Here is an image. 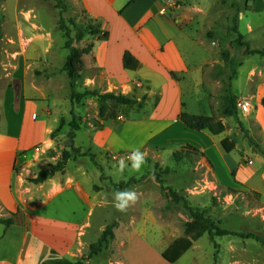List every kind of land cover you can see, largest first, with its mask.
I'll return each mask as SVG.
<instances>
[{
    "label": "rangeland",
    "instance_id": "374dc122",
    "mask_svg": "<svg viewBox=\"0 0 264 264\" xmlns=\"http://www.w3.org/2000/svg\"><path fill=\"white\" fill-rule=\"evenodd\" d=\"M251 2L174 1L175 5H189L185 6L188 7V29L193 34V40L201 44L207 53L203 82L198 89L199 95L193 96V99L206 98L205 103L210 110L208 114L225 121L227 130L215 134L208 129L185 132L187 126L184 124V130L177 131L172 136L173 140L160 145L152 142L140 150L147 153V161L140 172L130 171L131 161H127L129 168L123 173L117 170L120 159L126 158L132 151L119 155L104 149L98 153L87 150L88 154L79 151L66 163L70 173L80 170V167L87 171L86 175L80 172V178L88 189V197L94 201V223L88 233L91 243L97 240L109 222L117 220L114 235L107 237L97 253L89 255L88 248L83 256L84 264H123L124 255L134 257V264H161L160 256L153 251V245L159 240L167 245L171 264H264V180L252 187L241 180L238 173L239 164H247L251 158L262 170L264 164L258 161L256 153L263 158L264 155L249 143L237 120L224 113L230 87L236 94L238 111H248L238 102L247 103L242 93L246 92L250 83L247 79L250 69L264 64V53L251 52L264 47V11H251ZM195 7L198 10H194ZM78 29L83 30V38L77 42ZM101 32L102 28L93 16L83 10L78 0H0V66H3L0 70L5 72L8 68H14L11 63L17 59L12 55L25 50L39 58L41 63H45L47 57L51 62L47 69L53 73V81L48 82L47 87L51 94V106L60 116L59 125L52 136L54 146L46 152H33L31 160L40 161L41 157L52 156L49 160L55 163L61 158V151L70 147L68 131L71 109L75 111L76 122L80 125L94 119L100 122L105 116L126 115L124 104L102 101L95 95L71 100L73 89L79 92L84 90L74 86L75 80L72 82L64 69L70 54L69 46L76 47L74 52L78 53L76 56L81 72L83 56L92 49L95 36ZM89 46L91 48L84 53L83 49ZM44 49H49L50 53L44 54ZM24 66L22 64L20 68ZM34 70L36 74L48 71L37 67ZM10 81L14 82L15 79L11 77ZM91 96L95 98L90 100ZM101 106L104 107L103 115H100ZM192 109L196 113L203 111L197 106ZM250 135L255 141L259 138H255V132ZM75 140L82 145L87 143L83 132ZM188 143L199 150H189L188 155L176 160L175 153ZM226 143L232 149L226 148L235 159L233 165L237 164L227 170L221 158L214 160L210 155V149L215 156L222 154V146ZM219 148V152L215 151ZM57 153L59 156L55 157ZM160 167H170L172 171L163 178L162 183L152 173ZM35 168L41 170L46 167L42 164ZM38 172H28V179L34 182L32 178ZM255 181L257 183L258 179ZM166 186L175 188L188 198L191 204L211 217L216 227L225 232L215 234L212 241L206 222L194 220L182 202H173ZM123 189L134 190L139 197L126 213L117 212L112 206L113 193ZM7 216L11 214L7 213ZM2 228L0 224V231ZM129 230H138V236L144 238L152 248L147 251L135 246L125 253ZM138 236L131 238L133 246Z\"/></svg>",
    "mask_w": 264,
    "mask_h": 264
},
{
    "label": "crops",
    "instance_id": "0c3cea01",
    "mask_svg": "<svg viewBox=\"0 0 264 264\" xmlns=\"http://www.w3.org/2000/svg\"><path fill=\"white\" fill-rule=\"evenodd\" d=\"M78 1L103 32L95 36L92 49L83 56L74 86L81 91L122 92L141 105L124 104L125 116H105L100 122L94 119L82 123L75 137L83 132L87 143L82 145L74 138L75 146L82 147L81 151L98 153L104 149L118 155L141 150L152 142L167 143L177 131L184 130L185 125L179 120L182 111L196 113L192 107L197 106L203 110L198 111L200 114L210 112L206 98L193 99L199 95L203 82L207 53L188 29V7H185L188 4L175 5V0ZM45 52L49 54L50 50L44 49ZM126 52L138 60L135 68L124 65ZM12 56L17 59L11 63L14 68L0 70V217H6L7 213L13 217L8 225L0 223L3 225L0 264H43L45 259L55 257L75 260L86 255L91 244L88 233L94 223V201L88 197V189L80 178V172L86 175L87 171L80 167L70 173L65 164L43 181L28 179V172L43 170H37L36 165L43 164L47 169L53 163L49 160L52 156L31 160L32 147L54 146L52 136L60 116L51 106L47 87L53 81V73L47 69L51 64L49 57L41 63L27 50ZM22 64L25 66L20 68ZM36 67L48 71L36 74ZM247 79L250 83L242 96L248 103V111H240L238 116L249 133L255 132V138L259 137L256 142L264 152V64L252 67ZM187 130L205 129L186 127L184 131ZM222 147V154L215 156L210 149V155L214 160L221 158L226 170L236 166L232 163L235 159L230 144ZM256 156L264 164V158L258 153ZM253 160L241 162L238 173L241 180L256 187L264 180V167L259 170ZM135 235L138 236V230L128 231L125 253L135 246L147 251L152 248L139 236L133 246L131 238ZM161 243L155 242L153 251L160 256L161 264H171L164 255L167 245ZM123 264H134V257L124 255Z\"/></svg>",
    "mask_w": 264,
    "mask_h": 264
},
{
    "label": "trees",
    "instance_id": "16d2710c",
    "mask_svg": "<svg viewBox=\"0 0 264 264\" xmlns=\"http://www.w3.org/2000/svg\"><path fill=\"white\" fill-rule=\"evenodd\" d=\"M253 12H260L264 11V0H252L250 8ZM80 28V27H79ZM76 41H80L83 38V30L78 29L76 32ZM69 41L66 42L68 44ZM92 46V44L90 45ZM84 48L83 52L86 53L91 47ZM70 54L68 55V58L64 64V69L67 71V74L69 78H71V81L73 82L76 80L80 75V66L78 62V56H76L78 53H75V45H70ZM248 47L245 48L247 50ZM251 51V50H250ZM251 52H257V53H264V47L262 49L254 50ZM228 54V53H227ZM124 65L126 67L135 68L138 65V60L135 59L132 55H130L128 52L124 54L123 58ZM79 68V70H78ZM72 95V101L73 99H78L86 95H95L100 98V100H111L113 102H116L118 104H135L138 103L141 105V102L138 101L136 98L128 97L122 92H99L96 89H86L82 92L75 91L74 89L71 91ZM227 104L224 107V113L233 116L238 124L240 129L244 132L245 136L248 138L249 143L253 146L254 149H258L260 153L264 155V152L259 148V144L252 138L247 128L244 127V124L241 122L238 116V107H237V101H236V94L231 90V87L227 91ZM264 104V98L262 100ZM70 114L72 115V119L70 120V130L68 131V137L69 141L71 142L69 148H65L61 151V158L56 161L55 163L51 164L49 168L43 169L37 173V175L33 178L34 182H40L43 181L45 178L52 176L56 171L63 168V166L66 164L67 160L71 156L77 155L76 153L81 151L80 147L75 146L73 144L76 131L79 129L80 124L76 122L75 119V111L73 109L70 110ZM104 114V107H100V115ZM179 120L183 122L187 127L195 130H202V129H208L213 133H219L226 129V124L221 119H216L213 117V115L209 114H200V113H190L188 111H182L179 114ZM189 150L191 151H198L199 149L192 144L188 143L183 145L176 153L174 158L176 160L181 159L183 156L189 154ZM82 154H88V151H81ZM93 155V153H90V155ZM170 167H160L159 170H154L152 173L154 174V177L158 182L162 183L163 178L165 176L169 175L171 173ZM162 175L164 177H162ZM170 194L171 200L175 203L182 202L184 207H186L192 218L196 221H199L201 223L206 222L207 224V230L208 234L212 241L215 240V234H222L225 232V230H221L218 227H216L215 223L211 219V217L203 210H201L199 207L194 206L190 203L189 199L182 196L175 188L166 186L165 187ZM13 217L6 216V217H0V223H4L5 225H8L12 223ZM117 225V220L114 219L113 221L109 222L105 228L103 229L101 235L97 238V240L90 244V252L89 255L97 253L102 249L103 243L107 240L108 236H113L114 231L113 229ZM250 236V235H249ZM255 237V235H253ZM164 255L171 260V258L168 255V250L166 249L164 251ZM84 258H77L75 260L65 258V257H55V258H47L43 261V264H84ZM172 261V260H171Z\"/></svg>",
    "mask_w": 264,
    "mask_h": 264
},
{
    "label": "clouds",
    "instance_id": "9594fccd",
    "mask_svg": "<svg viewBox=\"0 0 264 264\" xmlns=\"http://www.w3.org/2000/svg\"><path fill=\"white\" fill-rule=\"evenodd\" d=\"M127 161H131L130 171L140 172L142 166L147 161V153L140 149L133 150L126 158H121L118 162V172L123 173L129 165ZM138 193L131 189L116 190L113 193L112 206L117 212L126 213L132 205L138 201Z\"/></svg>",
    "mask_w": 264,
    "mask_h": 264
},
{
    "label": "built area",
    "instance_id": "2783aa9c",
    "mask_svg": "<svg viewBox=\"0 0 264 264\" xmlns=\"http://www.w3.org/2000/svg\"><path fill=\"white\" fill-rule=\"evenodd\" d=\"M238 105H242L245 109H248V104L243 102H238ZM49 149V147H44L42 144H37L32 147V150L36 153L38 152H46V150ZM59 155H56L55 157H58Z\"/></svg>",
    "mask_w": 264,
    "mask_h": 264
}]
</instances>
